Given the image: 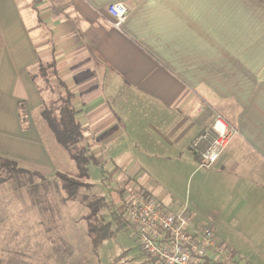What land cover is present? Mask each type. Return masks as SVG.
<instances>
[{
    "label": "crops",
    "instance_id": "1",
    "mask_svg": "<svg viewBox=\"0 0 264 264\" xmlns=\"http://www.w3.org/2000/svg\"><path fill=\"white\" fill-rule=\"evenodd\" d=\"M115 3L130 8L119 29ZM52 60L99 163L94 189L173 214L186 196L239 264H264V0H0V157L46 178L79 173L41 115ZM216 114L238 135L200 168L191 148Z\"/></svg>",
    "mask_w": 264,
    "mask_h": 264
},
{
    "label": "rangeland",
    "instance_id": "2",
    "mask_svg": "<svg viewBox=\"0 0 264 264\" xmlns=\"http://www.w3.org/2000/svg\"><path fill=\"white\" fill-rule=\"evenodd\" d=\"M50 81L60 90L53 78ZM46 124V132L54 136L48 123ZM57 146L69 158L68 151ZM49 149L55 156L56 150L51 146ZM63 167L62 173L65 176L79 179V173H67L69 170H66V165ZM22 177L21 180H26L32 175ZM34 180V186L18 188V179L10 180L4 173H0V264H139L140 260L156 262L139 247L136 235L122 220L121 200L125 194L120 198L112 190L106 189L105 193L101 188L94 189L91 185L93 178L90 177L89 180L82 179L84 185L78 189L76 199H73L69 198L65 182L56 175L47 177L44 182L37 178ZM99 197L105 199L100 213L102 221L110 224L111 235L101 246L94 248L83 218L89 213L87 204ZM184 203L189 210L186 196ZM192 206L190 204L189 214L192 220L194 218V227L205 231L209 224L207 214L204 210L197 213ZM48 245L52 247L51 253L47 251Z\"/></svg>",
    "mask_w": 264,
    "mask_h": 264
},
{
    "label": "built area",
    "instance_id": "3",
    "mask_svg": "<svg viewBox=\"0 0 264 264\" xmlns=\"http://www.w3.org/2000/svg\"><path fill=\"white\" fill-rule=\"evenodd\" d=\"M107 12L113 27L126 22L130 8L125 3L111 4ZM238 135V130L222 115L216 114L212 127L192 146L200 168H210ZM121 217L136 235L139 247L155 264H239L231 251L219 244L211 230L192 234L189 211L173 214L155 198L129 192L121 200Z\"/></svg>",
    "mask_w": 264,
    "mask_h": 264
},
{
    "label": "trees",
    "instance_id": "4",
    "mask_svg": "<svg viewBox=\"0 0 264 264\" xmlns=\"http://www.w3.org/2000/svg\"><path fill=\"white\" fill-rule=\"evenodd\" d=\"M55 61L52 60L49 64L39 66V75L45 80V83L40 87V92L53 93L54 99H45V107L42 111V117L48 123L54 133L57 142L70 154L72 160L76 163L79 171V179H69L61 173L56 176L65 182V188L69 193V198L76 199L78 189L82 187V179L89 180V169L91 165L99 166L95 157L87 150L85 146L84 128L77 120L76 110L73 105V94L66 88L65 84L57 77L54 70ZM52 75L51 77L49 75ZM34 77V76H33ZM51 78L57 83V87L50 81ZM36 79V78H35ZM64 90V91H63ZM64 94V96H63ZM56 96H58L56 98ZM0 173H4L10 180L18 179V188L34 186V178L40 179L43 182L47 179L45 175L38 172H30L20 168L15 161L0 157ZM32 175L31 178L23 179L22 175ZM16 187V188H17ZM122 198V193H120ZM104 198L99 197L87 204L89 213L83 218L87 223V232L90 237L93 247L101 246L111 235V226L104 223L100 210L104 205ZM101 220V221H100Z\"/></svg>",
    "mask_w": 264,
    "mask_h": 264
}]
</instances>
